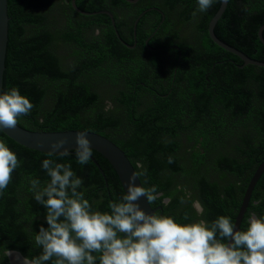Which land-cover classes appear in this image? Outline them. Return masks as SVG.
<instances>
[{"label": "trees", "instance_id": "trees-1", "mask_svg": "<svg viewBox=\"0 0 264 264\" xmlns=\"http://www.w3.org/2000/svg\"><path fill=\"white\" fill-rule=\"evenodd\" d=\"M114 1L131 6L126 0ZM178 1L164 0L171 7ZM112 4L113 0H76L80 9L89 12L106 9L113 14ZM219 4L220 0H214L203 25L197 28L206 58L199 61V69L180 76L179 85L175 82L171 89L165 84L172 82L175 63L166 71L158 52L144 44L148 34L140 19L150 11L136 23L137 51L123 41L133 44L137 14L128 20L124 14L118 19L114 13L119 39L107 14H81L70 0H7L8 40L1 94L17 87L30 99L34 107L18 122L24 128L87 129L116 143L136 172L146 170L139 177L142 185H156L161 196L151 206H160L157 214L172 215L181 222L201 218L211 222L227 215L234 222L247 183L264 159V67L240 66L239 57L210 39L206 26ZM262 23L264 0H228L214 32L249 57L264 61V46L257 36ZM262 33L264 37V29ZM172 38L167 36V43L173 44ZM147 86L155 90L144 94ZM109 101L111 107L106 111ZM0 140L20 160L0 195V264H11L6 250L15 249L28 258L40 253L34 237L40 226L48 227L46 208L35 201L30 179H39L41 187L49 181L42 168L44 159L71 165L82 178L80 190L94 210L109 211V203L125 194L109 161L93 149L107 185L93 160L80 165L75 151L49 157L18 144L2 131ZM138 163L142 169L137 168ZM164 197L170 202L164 204ZM181 197H185L184 203ZM193 200L203 205L202 217L192 207ZM185 213L188 221L182 220ZM253 213L264 215V170L240 230L246 229Z\"/></svg>", "mask_w": 264, "mask_h": 264}, {"label": "clouds", "instance_id": "clouds-1", "mask_svg": "<svg viewBox=\"0 0 264 264\" xmlns=\"http://www.w3.org/2000/svg\"><path fill=\"white\" fill-rule=\"evenodd\" d=\"M213 3L214 0H197L196 11L206 12ZM33 107L17 87L0 94V131L15 129L19 119ZM110 107L109 104L105 110ZM66 143L63 138L55 140L48 156L69 155ZM75 145L77 162L87 164L92 146L86 132L77 133ZM168 162L172 163L171 157ZM18 167L16 153L0 140V195ZM42 168L49 181L41 187L39 179H30V185L35 201L46 208L48 227L40 226L34 237L39 255L24 257L22 264H264V215L250 214L246 229L236 230L227 215H219L211 222L203 218L181 222L172 215L149 214L138 201L145 197L152 205L161 194L156 185L137 184V178L146 175V170L129 175L126 193L109 203V211L102 212L94 210L85 198V192L80 190L83 180L70 164L46 158ZM137 168L143 165L138 163ZM187 197L190 199L191 194ZM184 202L185 197H181ZM192 207L197 216H203L199 200H193ZM182 220H189L187 213ZM5 255L13 254L8 250ZM16 259H20L19 254Z\"/></svg>", "mask_w": 264, "mask_h": 264}, {"label": "water", "instance_id": "water-1", "mask_svg": "<svg viewBox=\"0 0 264 264\" xmlns=\"http://www.w3.org/2000/svg\"><path fill=\"white\" fill-rule=\"evenodd\" d=\"M128 2H134L136 0H126ZM228 0H220V4L216 12L212 15L208 22V34L210 39L216 43L218 46L223 48L224 50L236 55L242 60V65L244 66L247 64L251 65H257L264 67V61L256 60L251 57H249L247 54L242 52L241 50L237 49L236 47L226 43L222 39H220L214 32V27L219 20V18L222 16L223 12L225 11V8L227 6ZM70 3L72 7L79 13L84 15L89 14H96V13H105L107 14L111 19V24L114 28L116 36L120 38V35L118 33V30L115 25V20L113 18V15L108 10H98V11H84L77 7L76 0H70ZM8 12H7V0H0V94L2 89V83H3V73L5 69V56H6V47H7V40H8ZM136 28V22L133 26L134 32ZM263 29H264V23H262L258 29H257V36L262 45L264 46V37H263ZM6 136L17 142L18 144H21L27 148H31L37 151L48 153L50 150L51 144L60 138H63L66 140V147L69 150V153L72 151H75V137L78 132H86L87 137L91 141L92 149L100 153L103 157H105L113 169L115 170L118 179L121 183V186L124 190V193H126V185L128 182V176L131 175L133 172H136L134 166L132 165L131 161L125 154V152L112 140H110L108 137L94 132L87 129H69V130H59V131H38V130H30L27 128H24L23 126L17 124L15 129L11 130H3L2 131ZM59 154V153H54ZM93 162L97 165L100 172L102 173L104 180L106 182V177L104 174V171L102 168H100L97 161L91 157ZM264 170V159L257 165L254 172L252 173L247 186L245 188V191L243 193L241 203L239 205L238 211L234 217V223L236 225V230H240V224L242 221V218L246 212L251 193L253 191V188L260 177L261 173ZM137 184H142L140 178H137ZM107 185V182L105 183ZM138 203L140 206L149 214H153L156 212L157 209L160 208V206L152 207L146 200L145 197H142ZM11 252H15L19 254L20 258H24V256L17 250L12 249ZM7 252V251H6ZM9 258V256H8ZM10 263L12 264L10 258Z\"/></svg>", "mask_w": 264, "mask_h": 264}, {"label": "flooded vegetation", "instance_id": "flooded-vegetation-1", "mask_svg": "<svg viewBox=\"0 0 264 264\" xmlns=\"http://www.w3.org/2000/svg\"><path fill=\"white\" fill-rule=\"evenodd\" d=\"M83 1L88 2L89 0ZM114 2L115 1L113 0L111 8L113 9V12L118 15V19L122 17V14H124L123 16L128 18V20L133 15L137 14L134 24L135 22L137 23L138 19L143 14L150 11L148 15L140 19L142 29L148 34L144 40V44L147 45L150 51L158 52V55L162 60L163 69L166 71L170 70L173 62L175 63L170 78L172 82L171 84L170 81L166 83V87L173 89V86L176 85L175 82L179 85L180 76H183L186 72L189 74L192 70L199 69V61L206 58L207 50L202 43L203 37L200 32H198L197 28L198 26L201 27L203 25L204 16L209 9L206 12H197L198 5L197 3H194V0H179L178 4L173 7L169 5L166 6L164 0H136L134 2H129L131 6H124ZM192 5L194 7L191 8ZM187 10H190L189 13L186 12ZM185 12L188 17H186ZM114 13L112 14L113 18ZM193 13L196 14L194 15ZM206 27L208 34V23ZM202 32H204V30ZM170 34L173 36V44L167 43V36L169 37ZM123 41L125 42L124 44H127L130 48L139 51L137 48L139 47V43L136 28L135 32L134 29L132 31L133 44H129L126 40ZM174 57H176V60H174ZM205 75L207 74L205 73ZM182 81L183 80H181V82ZM147 87L148 88L144 94H151V89L153 88L150 86ZM157 93L162 95L159 92ZM109 104L110 101L108 102V105ZM165 200H168V198L164 197L162 199V201Z\"/></svg>", "mask_w": 264, "mask_h": 264}, {"label": "bare ground", "instance_id": "bare-ground-1", "mask_svg": "<svg viewBox=\"0 0 264 264\" xmlns=\"http://www.w3.org/2000/svg\"><path fill=\"white\" fill-rule=\"evenodd\" d=\"M12 254H13V255L9 257V258L11 259L12 264H22L23 259L20 258L19 260H17V259H16V254H17V253L12 252Z\"/></svg>", "mask_w": 264, "mask_h": 264}]
</instances>
